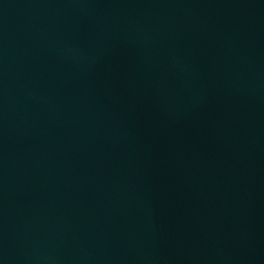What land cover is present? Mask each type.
Here are the masks:
<instances>
[{
	"label": "water",
	"instance_id": "1",
	"mask_svg": "<svg viewBox=\"0 0 264 264\" xmlns=\"http://www.w3.org/2000/svg\"><path fill=\"white\" fill-rule=\"evenodd\" d=\"M0 264H264V0H0Z\"/></svg>",
	"mask_w": 264,
	"mask_h": 264
}]
</instances>
